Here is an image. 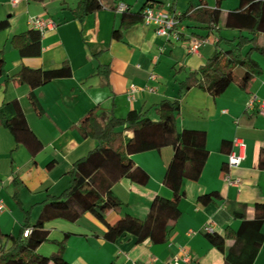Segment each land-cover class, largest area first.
<instances>
[{
    "label": "crops",
    "instance_id": "1",
    "mask_svg": "<svg viewBox=\"0 0 264 264\" xmlns=\"http://www.w3.org/2000/svg\"><path fill=\"white\" fill-rule=\"evenodd\" d=\"M82 0H28L12 6L0 0V22L8 28L0 32V56L6 75L0 76V114L14 116L13 103L20 106L27 125L41 144L32 156L0 123V229L6 235L18 236L27 221L34 222L41 203L48 195L58 196L69 188V171L73 164L97 146V141L82 137L76 129L79 121L94 108L106 115L113 113L124 119L136 110L157 121L155 109L162 101L180 100L176 114V129L206 133L208 158L198 180H187L184 195L177 203L179 218L172 224L168 240L154 245L137 243L129 234L112 241L105 238L106 226L90 213L77 221L53 220L45 225L48 241L37 250L41 256H51L63 242L66 264H170L185 248L188 264H225L224 254L208 241L204 228L225 237L239 230L244 214L254 220L258 206L264 205V116L257 114L258 103L264 100V55L253 54L252 60L260 73L242 89L231 84L218 97L193 87L180 96V84L193 72L199 71L217 48L226 49L227 41L236 40L238 30L227 29L223 20L210 34L187 20L178 27L183 39H165L155 34L152 26L143 23L122 30L119 40L112 33L120 28L122 14L101 9L81 17L77 11ZM160 2L165 10L175 13L189 6H199L201 0H119L139 12L147 2ZM208 9L220 10L221 16L239 8L240 0H203ZM42 17L54 24L45 29L40 40L38 57L20 58L12 39L29 30L28 20ZM220 28V29H219ZM247 35V32H242ZM207 37L209 43L196 54L187 51V39ZM264 42V36H259ZM218 44V46H217ZM68 63L71 76L55 79L41 87L30 86L8 77L21 68L51 70ZM100 70H107L100 74ZM157 75L150 80V73ZM136 87L135 100L128 99L131 87ZM33 99V100H31ZM254 108L248 109L249 101ZM35 103V105L33 104ZM128 137L131 132H126ZM235 139L245 144L240 166L229 169L228 157L238 154ZM171 147L148 151L132 157L135 167L148 175L145 185L122 179L112 187V194L121 203L119 210L109 211L106 222L113 226L121 218L143 220L155 199L172 202L173 193L164 185L166 169L172 159ZM260 162L262 166H260ZM239 179V185L224 181V173ZM217 193L219 198L203 206L198 198ZM264 235V221L260 228ZM241 242V243H240ZM248 240L239 245L226 238L224 250L236 248L239 263L247 257ZM246 253V255L244 254ZM252 264H264V237Z\"/></svg>",
    "mask_w": 264,
    "mask_h": 264
},
{
    "label": "trees",
    "instance_id": "2",
    "mask_svg": "<svg viewBox=\"0 0 264 264\" xmlns=\"http://www.w3.org/2000/svg\"><path fill=\"white\" fill-rule=\"evenodd\" d=\"M119 4V0H82L77 11L81 17L101 9L115 12ZM154 6L163 8L162 3L151 1L139 12L132 13L127 6V9L121 12L120 28L113 31L112 38L119 40L122 30L143 23V11ZM168 11L173 13L172 9ZM185 20L195 23L197 28L209 34L218 29L223 20L225 28L238 30L240 33L236 40L227 41L226 49L217 48L199 71L186 77L180 84V96L193 87H198L213 97L221 96L231 84H237L242 89L247 88L252 79L260 73L252 55H264V42L259 38L264 36V0H240L239 8L223 17L220 10L208 9L201 0L199 6L191 5L186 11L179 13L178 27ZM8 25V21H1L0 32L6 30ZM242 32H247V35ZM41 35L29 28L27 32L12 39L13 47L20 58L40 55ZM183 38L181 35L180 40ZM106 73L107 70H100V74ZM4 75L5 62L0 56V76ZM70 76V66L65 62L59 68L51 70L23 67L16 74L9 76L8 81H18L33 89L55 79ZM33 104L35 105L34 102ZM12 107L14 116L7 119L2 112L0 123L12 134L17 144L24 145L29 153L35 156L42 146L29 129L18 103H13ZM179 110L180 100L177 99L162 101L157 106V121L150 120L147 114L136 110L130 111L124 119L116 118L112 112L106 115L98 108L89 111L79 121L76 129L82 137L96 140L97 146L73 164L68 173L69 188L61 195H48L41 203L38 218L34 222L27 221L20 235H6L0 229V264H66L63 258V242L59 243L58 250L51 256L38 254V248L48 241L45 225L57 219L75 222L85 213H90L106 226L105 238L108 240L114 241L129 234L137 243H166L172 224L180 216L177 203L184 195V182L198 180L208 158L204 131L176 129L175 117ZM126 132H131L132 136L128 137ZM164 147H171L173 150L164 176V185L172 191L173 201L168 203L155 199L145 219L125 217L110 226L106 222V214L109 211H117L122 206L112 194L113 185L122 179L140 185H145L148 181V175L141 168L135 167L132 157L148 151H159ZM218 198L217 193H211L200 196L197 201L206 206ZM258 209L254 220L251 221L247 220L244 214H239L241 225L235 233H226L225 237L215 233L206 234L210 244L224 254L225 264H252L264 237L260 231L264 221V205L258 206ZM26 229H29V234L24 236ZM242 237L248 240L250 250L247 257L240 259L239 263L235 251L237 246L241 248L239 240ZM226 238L234 239L237 245L228 252L224 250Z\"/></svg>",
    "mask_w": 264,
    "mask_h": 264
},
{
    "label": "built area",
    "instance_id": "3",
    "mask_svg": "<svg viewBox=\"0 0 264 264\" xmlns=\"http://www.w3.org/2000/svg\"><path fill=\"white\" fill-rule=\"evenodd\" d=\"M28 0H9V3L12 6H17L20 3L27 2ZM127 9V6L124 4H119L118 12H122ZM178 17L179 13H170L168 10L159 8V7H148L143 11L142 22L146 26H152L155 29V34L159 37H163L165 39L174 38L175 40H180V36L183 35L182 31L178 28ZM28 26L39 33H43L45 29L54 27V24L50 21L45 20L42 17H31L28 20ZM184 36V35H183ZM209 43L208 39H196L193 37H189L187 39V51L190 54H196L200 47ZM157 75L154 72L150 73L149 79L155 80ZM138 89L136 87H131L127 96L130 101L135 100L136 93ZM255 100L252 99L249 101L246 108L253 109ZM257 114L260 116H264V100L258 103L256 107ZM233 146L238 149V154L231 153L228 157L227 167L229 169L236 168L241 165L243 161V151L245 149V144L240 139H235L233 142ZM224 181L231 185H239V179H231L228 172L224 173ZM4 210V204L2 200H0V212ZM204 232L212 233V228L207 226L204 228ZM29 234V229H26L23 232L24 236ZM190 263V259L187 256V251L185 248L180 249V253L178 257H175L170 264H188ZM153 264V263H150Z\"/></svg>",
    "mask_w": 264,
    "mask_h": 264
}]
</instances>
